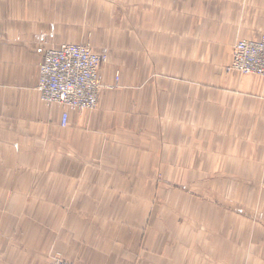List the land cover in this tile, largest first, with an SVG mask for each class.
Returning a JSON list of instances; mask_svg holds the SVG:
<instances>
[{"label": "crops", "instance_id": "obj_1", "mask_svg": "<svg viewBox=\"0 0 264 264\" xmlns=\"http://www.w3.org/2000/svg\"><path fill=\"white\" fill-rule=\"evenodd\" d=\"M262 36L264 0H0V264H264L233 213L264 202V81L227 70ZM89 41L97 109L47 107L46 51Z\"/></svg>", "mask_w": 264, "mask_h": 264}, {"label": "built area", "instance_id": "obj_2", "mask_svg": "<svg viewBox=\"0 0 264 264\" xmlns=\"http://www.w3.org/2000/svg\"><path fill=\"white\" fill-rule=\"evenodd\" d=\"M105 56L88 45L63 44L49 49L40 66L37 91L46 105H61L76 112L95 111L104 88L102 66ZM228 71L257 76L264 81V36L259 41H238L232 51ZM68 113L62 116L66 127ZM50 264H69L55 258Z\"/></svg>", "mask_w": 264, "mask_h": 264}, {"label": "rangeland", "instance_id": "obj_3", "mask_svg": "<svg viewBox=\"0 0 264 264\" xmlns=\"http://www.w3.org/2000/svg\"><path fill=\"white\" fill-rule=\"evenodd\" d=\"M119 10L120 9H118V11ZM80 45H88V46H90L92 48V50L97 55L105 56L106 57V62L104 63L103 66L106 68L109 65V63H108V57H107L108 56V53H107L108 51L107 50L106 51L104 50L106 48H103V49L102 48H98V47L94 46L93 43H91L90 41L87 42V43H85V44H80ZM103 66H102V68H103ZM112 77H113V80H114L113 86H115L117 88L118 86H120V77H121L120 69L115 70V72L112 75ZM47 107H49V105H47ZM208 178H214V176H209ZM163 182H167L168 184L171 183V185L172 184L173 185L177 184L176 186L179 187V188H181V189L186 188L187 186L188 187H195L196 186L193 183H192V186H191L190 185L191 182H187V183H172L171 181H168L167 176L160 175L159 176V183L161 184ZM195 183H196V180H195ZM193 189L194 188H189L188 190L187 189H183V191L186 192V193H188V194H190L193 197L196 196L198 199H204V197L201 196V193L202 192H200L199 190L195 191ZM229 193L230 192H223V195L222 194H219V193H216L218 195H215V192H213V191H210L209 192L208 191L207 192V200L211 199L212 201H214L216 203L217 206H221L222 209H226V208L230 207V195H229ZM259 194L261 195L260 192H259ZM216 197H218L220 199L218 200ZM256 203H257L258 206L257 205H255V206H248V204H246L244 202L242 204L239 202V207L237 208V210H236V208L233 209V213H235V214L237 213L240 217H243L245 219L251 220L252 223L255 225V227H258L259 226V227L263 228V226H264V218H263V215L260 214V212H261V206L264 204V202H262V203L256 202ZM248 207H251L250 210H252V211L248 212ZM242 209H243V211L245 213L242 212ZM210 211H211V209L208 208V214L210 213ZM260 242H262V241L260 240ZM55 258H60L61 260L65 261L61 255L57 254V255H52L50 257L49 264L53 260H55Z\"/></svg>", "mask_w": 264, "mask_h": 264}, {"label": "bare ground", "instance_id": "obj_4", "mask_svg": "<svg viewBox=\"0 0 264 264\" xmlns=\"http://www.w3.org/2000/svg\"><path fill=\"white\" fill-rule=\"evenodd\" d=\"M253 42H256V41H253ZM42 64V63H41ZM245 76V75H244ZM249 76H251V75H249ZM253 76V75H252ZM85 112H90V111H85Z\"/></svg>", "mask_w": 264, "mask_h": 264}]
</instances>
